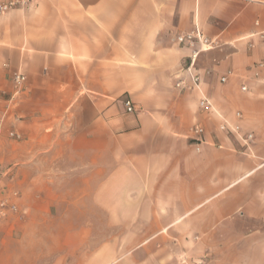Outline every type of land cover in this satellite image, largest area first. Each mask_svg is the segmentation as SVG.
I'll return each instance as SVG.
<instances>
[{
	"label": "crops",
	"instance_id": "crops-1",
	"mask_svg": "<svg viewBox=\"0 0 264 264\" xmlns=\"http://www.w3.org/2000/svg\"><path fill=\"white\" fill-rule=\"evenodd\" d=\"M195 27L221 46L187 90L190 52L173 38ZM263 30L264 0H32L0 14V193H18L0 264H264Z\"/></svg>",
	"mask_w": 264,
	"mask_h": 264
},
{
	"label": "built area",
	"instance_id": "built-area-1",
	"mask_svg": "<svg viewBox=\"0 0 264 264\" xmlns=\"http://www.w3.org/2000/svg\"><path fill=\"white\" fill-rule=\"evenodd\" d=\"M32 3V0H0V14L7 13L9 11L15 9H25ZM257 25V24H256ZM258 38L260 41V45L264 54V30L258 34ZM174 44L181 48H186L189 50V65L186 69L189 77V84L184 85L182 89L193 90L197 89L200 85V77L197 74H193L191 69L194 66L195 61L201 53L213 51L218 49L221 44L220 41L216 38L208 37L198 28H194L192 31L176 35L173 38ZM264 71V60L258 62L253 65V77L255 79H260L262 83H264V76L261 73ZM25 77L20 75L19 73H14L11 76V81L18 88L22 87L25 83ZM226 77H222L220 79L221 83H225ZM182 82L177 84L176 87L180 88ZM242 92H247V88L245 86L241 87ZM127 113L134 112L133 105L129 100L124 102ZM198 106L201 110L209 112H214V109L206 98H202L198 102ZM236 121H240L242 119V115L239 112L235 113ZM219 131L224 134L235 135L247 148L251 142L254 140V135L252 133H246L244 135L241 134V126L239 123L229 124L226 121H222L218 127ZM204 135V129L201 126H194L190 129V136L196 140V142H200ZM9 138L15 141H20L21 136L15 133H9ZM2 174V173H1ZM18 198L17 192H6L0 193V219H3L9 215L17 214V204L16 199Z\"/></svg>",
	"mask_w": 264,
	"mask_h": 264
}]
</instances>
